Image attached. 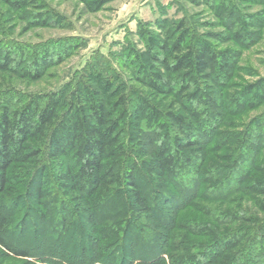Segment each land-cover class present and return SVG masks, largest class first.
I'll list each match as a JSON object with an SVG mask.
<instances>
[{"label":"trees","instance_id":"1","mask_svg":"<svg viewBox=\"0 0 264 264\" xmlns=\"http://www.w3.org/2000/svg\"><path fill=\"white\" fill-rule=\"evenodd\" d=\"M38 2L0 0L15 10ZM222 3L229 32L217 41L255 42L253 17ZM138 33L144 50L124 56L125 92L107 96L91 79L103 70L96 64L56 91L0 90V244L29 256L6 237L30 196L38 221L89 243L92 264H264V121L238 128L264 102V78L224 106L238 52L211 43L188 15ZM43 50L0 51V73L40 79L48 57L62 54Z\"/></svg>","mask_w":264,"mask_h":264},{"label":"rangeland","instance_id":"2","mask_svg":"<svg viewBox=\"0 0 264 264\" xmlns=\"http://www.w3.org/2000/svg\"><path fill=\"white\" fill-rule=\"evenodd\" d=\"M222 2L236 6L243 16L253 17L251 29L257 32L258 38L256 36L251 45L234 39L225 43L217 41L218 35L229 32L220 16ZM96 3L99 7L91 9ZM37 6L15 10L0 3V51H11L13 56L23 45L33 46L42 58L47 54L44 47L51 54L55 49H62V54L57 58L47 56L51 61L37 80L22 78L19 71L0 73V90L12 88L24 94L56 91L68 80L76 81L79 73L89 71L96 64L103 70L97 77L91 74V79L103 87L107 96L125 92L127 84L132 82L129 79L132 68L124 63V56L130 48L144 50L139 26L158 33L164 25L187 15L197 32L206 34L211 43L238 52L237 70L225 89L224 106L230 102L231 92L244 85L259 83L264 78V0H39ZM231 33L234 38L235 30ZM27 65L24 63L19 70ZM113 72L117 75L112 86L104 87L106 77ZM238 118L240 130L256 119L264 121V102L247 109ZM259 155V161H264V150ZM37 207L39 203L33 197L24 198L13 218L17 223L6 237L10 246L28 250L29 256L17 255L0 244V264H92L83 257L89 243L81 240L77 233H70L69 228L65 233L62 229L54 230L52 223L44 225L38 221L35 217ZM163 256L169 261L168 256ZM132 264H138V260Z\"/></svg>","mask_w":264,"mask_h":264}]
</instances>
